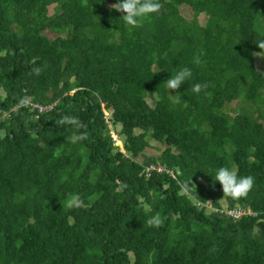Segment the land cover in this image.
<instances>
[{"label": "trees", "instance_id": "trees-1", "mask_svg": "<svg viewBox=\"0 0 264 264\" xmlns=\"http://www.w3.org/2000/svg\"><path fill=\"white\" fill-rule=\"evenodd\" d=\"M159 2L130 31L117 0H0V264H264V0ZM27 96L57 105L14 111ZM66 115L82 127L55 123ZM151 162L177 178L141 175ZM221 166L255 178L247 198L223 196Z\"/></svg>", "mask_w": 264, "mask_h": 264}, {"label": "clouds", "instance_id": "clouds-1", "mask_svg": "<svg viewBox=\"0 0 264 264\" xmlns=\"http://www.w3.org/2000/svg\"><path fill=\"white\" fill-rule=\"evenodd\" d=\"M161 3L159 0H117V3L111 5V8L122 13L120 17H122L125 25L129 28V30H133L138 27L143 26V21L146 18H149L152 14L159 13L161 10ZM260 49L264 50V41L256 42ZM264 53V52H261ZM261 53H256V55H261ZM194 62L199 65L201 61L199 57L194 59ZM31 63L35 64L33 60ZM43 69L41 67H33L30 70V75L35 74L39 76L42 74ZM193 72L192 69L188 67L181 68L179 71L175 73V75H171L169 79L166 80V87L170 90L178 91L186 81L192 78ZM210 87L208 83L200 84L196 83L192 87V91L196 94L201 93L202 91L207 93V89ZM211 95V93H207ZM6 98H0V101ZM22 105H29L30 100L27 97L21 98L19 101ZM58 126L64 125H73L77 129L82 127L79 119L73 116H64L60 120L55 121ZM114 133H116L114 131ZM117 134V133H116ZM87 134L81 133L78 139H86ZM73 142L77 139L73 137ZM209 174V173H208ZM213 177L214 183L218 181L222 186L223 196L229 197L232 200H240L242 198H247L251 190L255 185V178L251 175L240 176L237 171L229 168L227 166L219 167L214 174H211ZM193 181V180H192ZM182 192H189V188L187 184L181 186ZM83 206V202L80 200L78 196H71L68 199L67 207L69 209L79 208ZM147 210V209H145ZM148 225L151 227H160L163 224V220L161 219L159 214L152 216L147 221Z\"/></svg>", "mask_w": 264, "mask_h": 264}, {"label": "built area", "instance_id": "built-area-1", "mask_svg": "<svg viewBox=\"0 0 264 264\" xmlns=\"http://www.w3.org/2000/svg\"><path fill=\"white\" fill-rule=\"evenodd\" d=\"M27 98H29V100H30V103L27 106H30L34 109H37L40 112L47 111L50 108H53L57 105L56 100L53 101L52 103L48 104V105H45L43 103L36 102L32 96H27ZM21 106H22V104H16L15 107H13V110L17 111ZM11 113L12 112L10 110L5 111L3 113V115L1 116V118H9L11 116ZM114 134L116 135V133L113 132V136H114ZM114 138H116V137L114 136ZM156 172H158V173H169L172 177L177 178V173L175 172V170L173 168L168 167L166 164H164L162 162H151V163L147 164L143 170V174H145V176L147 178L151 177ZM207 205L210 207H213L217 211H221V212L224 211L228 215L233 216L237 220L242 219L244 216L249 215V214H253V215L258 214L256 211H253L250 207H247L245 205L234 207V208H228V206L222 205V204L216 206L215 204L211 203L210 201L208 202ZM213 205H215V206H213Z\"/></svg>", "mask_w": 264, "mask_h": 264}, {"label": "rangeland", "instance_id": "rangeland-1", "mask_svg": "<svg viewBox=\"0 0 264 264\" xmlns=\"http://www.w3.org/2000/svg\"><path fill=\"white\" fill-rule=\"evenodd\" d=\"M54 11V8H53V5H51L50 6V12H53ZM183 12L186 14V15H188V16H190V15H192L191 13H192V10L189 8V7H187V8H184L183 9ZM205 16H203V15H201L200 17H199V20L201 21V22H204L205 21ZM47 34L49 35V36H56V34H54L53 32H51V31H47ZM259 58V57H258ZM257 65H258V67L259 68H264V66H262V64L260 63V60L258 59V61H257ZM231 109V111H232V113H234V112H236L237 111V109L239 108V107H246L247 109H249V110H252V111H255L256 109H255V107L252 105V104H250L249 102H247V101H245V100H235L232 104H230V106H229ZM234 109V110H233ZM104 110V112H107V111H105V109H103ZM110 113V112H109ZM114 136L116 137L115 139H117V144H119L122 148H124V143H123V140H120L119 139V135H118V133L115 135L114 134ZM153 144V143H152ZM156 145H158V144H155V146L154 147H152V149H151V147L150 148H147L146 149V154H157V153H160L161 152V149L163 148L162 146H160V147H156ZM140 160H141V162H143V158L141 159L140 158ZM143 174V171L141 172V175ZM211 203L213 202V200L212 199H210L209 200ZM221 202V201H220ZM223 205H226V204H224L223 202H221ZM245 206H247V207H250L249 205H245ZM208 207H210V206H208ZM251 208V207H250Z\"/></svg>", "mask_w": 264, "mask_h": 264}, {"label": "crops", "instance_id": "crops-1", "mask_svg": "<svg viewBox=\"0 0 264 264\" xmlns=\"http://www.w3.org/2000/svg\"><path fill=\"white\" fill-rule=\"evenodd\" d=\"M152 149V148H151Z\"/></svg>", "mask_w": 264, "mask_h": 264}]
</instances>
